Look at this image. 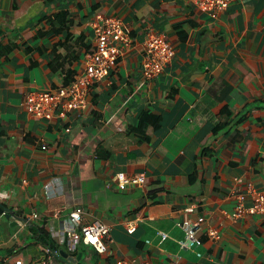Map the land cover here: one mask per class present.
<instances>
[{"label": "crops", "instance_id": "crops-1", "mask_svg": "<svg viewBox=\"0 0 264 264\" xmlns=\"http://www.w3.org/2000/svg\"><path fill=\"white\" fill-rule=\"evenodd\" d=\"M63 11L69 30L57 32ZM99 13L123 20L132 48L90 87L85 109L35 117L25 95L61 84L50 61L68 52L58 46L67 37L90 42L74 65L84 71ZM152 33L175 54L144 80L143 43ZM145 110L162 115L161 125L141 133ZM143 134L148 141H139ZM119 172L143 173L146 185L120 190ZM249 182L264 192V0H232L215 19L191 0H0V202L26 219L0 215V264H162L171 255L179 264H264V216H227L233 193ZM77 207L86 223L111 227L106 253L82 242L72 249L66 232ZM201 217L221 236L202 232L199 257L180 249L177 222ZM60 251L82 258L72 263Z\"/></svg>", "mask_w": 264, "mask_h": 264}, {"label": "built area", "instance_id": "built-area-1", "mask_svg": "<svg viewBox=\"0 0 264 264\" xmlns=\"http://www.w3.org/2000/svg\"><path fill=\"white\" fill-rule=\"evenodd\" d=\"M202 12L207 13L212 18H217L222 12L227 10L232 0H191ZM93 30V46L84 58V71L75 76V80L69 85L59 84L57 88L28 92L25 95L24 106L26 110L35 117L44 120H52L56 115L65 117L70 111H82L88 106V95L90 87L94 82L108 76L111 70L118 63L133 45L132 37L122 19L112 15L99 13L91 23ZM144 57L142 62V77L144 80L158 77L168 64L171 63L175 50L171 42L161 34L152 33L143 43ZM69 130V129H68ZM117 184L120 190L128 187L143 188L147 179L145 174L133 176L119 172L117 174ZM235 201L234 208L227 216L233 219H241L249 215L264 216V192L258 189L253 183L246 185L245 192L233 193ZM193 211L192 207L188 208ZM61 210H58L60 213ZM39 217L38 213L31 215ZM72 223L66 235L69 237L71 247L82 242L84 245H92L99 253H106L108 246L105 239L110 237L111 227L101 221L86 223L84 221V209L74 208L69 213ZM135 223H127V231L133 233L136 230ZM24 224H22L23 226ZM182 228L185 237L179 240V246L184 251H196L203 245L200 234L206 232L211 239H220V232L214 227L205 225L204 218L192 221L183 218L177 222ZM161 241L168 235L163 231H158ZM73 249V248H72ZM197 256H202L196 251ZM178 255H171L169 260L162 264H179ZM120 261V264H126ZM14 264H25L22 258H17ZM36 264V263H31ZM38 264H49L48 260H43ZM137 264H144L138 262Z\"/></svg>", "mask_w": 264, "mask_h": 264}, {"label": "trees", "instance_id": "trees-1", "mask_svg": "<svg viewBox=\"0 0 264 264\" xmlns=\"http://www.w3.org/2000/svg\"><path fill=\"white\" fill-rule=\"evenodd\" d=\"M66 12L63 11L61 14H56L54 17V20H56L59 25L62 26L59 29H55V24L50 19V26L52 27V30L55 29L57 32H62L63 29L69 30L70 22L71 20L68 18H65ZM86 36L80 35L75 40H69V37L65 39V41L58 44V46H63L68 52H66L63 56L57 55V52L55 53L52 61H50V65L52 67V70L59 71V73L62 75V84L63 85H69L75 80V76L78 74L76 71L75 63H79L80 59L83 55V50H88L90 48V42H85ZM76 44V45H75ZM222 114H230V110L228 106H224L221 109ZM161 118L162 115L155 114L153 112H150L149 110H145L142 112L141 117L139 119L138 128L140 129V132L142 133V130L147 129H153L154 131L157 130L161 125ZM225 123H228V121L224 122L222 125H217L213 129L214 131L219 130L220 128H223ZM149 136L143 134V136H140V142L148 141ZM37 233L39 234V240L43 245L48 246L51 248V250H54V242L51 240L50 235L44 231L43 228H39Z\"/></svg>", "mask_w": 264, "mask_h": 264}, {"label": "water", "instance_id": "water-1", "mask_svg": "<svg viewBox=\"0 0 264 264\" xmlns=\"http://www.w3.org/2000/svg\"><path fill=\"white\" fill-rule=\"evenodd\" d=\"M2 214H6L7 218H10L11 216H13L14 218H18V220H22V221H26V219L24 218H19L15 215L14 211L6 206H4L1 202H0V215ZM17 222L13 221V223L11 225H16ZM76 244L72 246L73 249L76 248ZM60 254L63 258H65L66 260L72 262V263H76L78 261L81 260L82 258V252H80L76 257L70 256L67 253H64L63 251H60Z\"/></svg>", "mask_w": 264, "mask_h": 264}]
</instances>
